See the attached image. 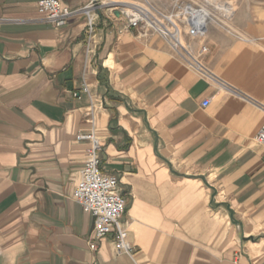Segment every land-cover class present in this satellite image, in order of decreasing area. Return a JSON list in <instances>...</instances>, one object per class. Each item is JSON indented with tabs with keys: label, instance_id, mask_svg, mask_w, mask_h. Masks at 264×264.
<instances>
[{
	"label": "crops",
	"instance_id": "crops-1",
	"mask_svg": "<svg viewBox=\"0 0 264 264\" xmlns=\"http://www.w3.org/2000/svg\"><path fill=\"white\" fill-rule=\"evenodd\" d=\"M39 1L0 0V264H264V66L232 73L193 38L200 72L108 8L90 34L92 0H62L61 28ZM90 131L131 254L113 235L90 248L95 218L74 198Z\"/></svg>",
	"mask_w": 264,
	"mask_h": 264
},
{
	"label": "built area",
	"instance_id": "built-area-1",
	"mask_svg": "<svg viewBox=\"0 0 264 264\" xmlns=\"http://www.w3.org/2000/svg\"><path fill=\"white\" fill-rule=\"evenodd\" d=\"M148 6L134 3L131 0H92L90 5L81 12L85 14L88 21V30L92 34L95 29L96 19L101 9L108 8L111 15L116 17L115 12L121 13L128 28H139L145 32H154L160 35L178 54L183 56L198 71L204 72L205 66L200 62V57L208 52L207 46H202L198 55L192 53L181 43L183 30L174 20L173 16L166 15L152 7L147 0ZM39 9L44 14L47 22L56 28L67 24L71 15L75 12L65 6L62 0H40ZM185 10V22L191 31L188 35L193 38H204L206 29L196 27V21L192 13L198 10L194 7ZM82 93L89 94V88L84 85ZM75 97L79 93H74ZM209 101L204 102L208 106ZM93 114V110H91ZM78 141L90 143L88 159L81 170L80 179L77 183L74 198L84 208L85 212L95 218L94 241L90 248L97 250L98 242L113 235V242L119 254H131L133 246L129 242V232L123 224L126 211V199L120 192L119 180L115 176L105 174L101 168V151L103 146L94 131L79 133ZM257 141L264 147V124L258 133Z\"/></svg>",
	"mask_w": 264,
	"mask_h": 264
},
{
	"label": "rangeland",
	"instance_id": "rangeland-1",
	"mask_svg": "<svg viewBox=\"0 0 264 264\" xmlns=\"http://www.w3.org/2000/svg\"><path fill=\"white\" fill-rule=\"evenodd\" d=\"M131 1L148 6L144 0ZM147 1L160 12L173 16L174 20L177 21L184 31L188 27L184 23L185 8L192 6L200 9L203 6L199 0ZM236 2L239 9L233 20H227L222 13L215 12L211 6L209 7V10L213 11V15L223 21L224 24L213 27L216 31L212 35L200 38V40L203 44L209 43L210 40L216 42V51L220 52L222 56L224 55V59L226 60L225 65L229 66V68L233 64L235 65L233 66L234 69L232 68L230 72L238 73L241 67L244 71L247 70L251 74L258 70L257 66H264V0H236ZM191 39L193 37L187 35V41ZM235 61L237 62L234 63Z\"/></svg>",
	"mask_w": 264,
	"mask_h": 264
},
{
	"label": "bare ground",
	"instance_id": "bare-ground-1",
	"mask_svg": "<svg viewBox=\"0 0 264 264\" xmlns=\"http://www.w3.org/2000/svg\"><path fill=\"white\" fill-rule=\"evenodd\" d=\"M200 1L203 4V6H201L200 9L195 10L194 12H190V13H192L191 16H193V18L196 21V27L197 28H200L201 30L202 29H206V34H208L209 31L213 27H215L217 25L224 24L223 21L217 19L213 15V13H212L213 11L209 10V7L210 6L212 7V9L215 12L218 11V12L222 13L223 16L227 20H233V18L236 16L237 11L239 9V6H238L236 0H199V2ZM191 7L192 6H187L185 8V10H187V12H189L190 11L189 8H191ZM184 23H186V22H184ZM185 30L186 31H184V29H183V34L181 36V43H182V45L185 48L189 49V45H188V41H187V35L190 33L191 28L190 27H187Z\"/></svg>",
	"mask_w": 264,
	"mask_h": 264
},
{
	"label": "water",
	"instance_id": "water-1",
	"mask_svg": "<svg viewBox=\"0 0 264 264\" xmlns=\"http://www.w3.org/2000/svg\"><path fill=\"white\" fill-rule=\"evenodd\" d=\"M115 14L117 17H121V13L119 11H116Z\"/></svg>",
	"mask_w": 264,
	"mask_h": 264
}]
</instances>
